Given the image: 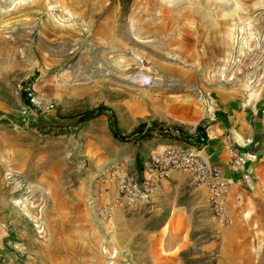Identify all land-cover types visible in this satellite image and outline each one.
<instances>
[{"label":"rangeland","instance_id":"obj_1","mask_svg":"<svg viewBox=\"0 0 264 264\" xmlns=\"http://www.w3.org/2000/svg\"><path fill=\"white\" fill-rule=\"evenodd\" d=\"M263 77L264 0H0V264H264V242L224 250L202 227L162 259L149 231L170 208L155 200L165 139L75 119L103 104L121 133H193L220 88ZM22 85L51 110L27 108Z\"/></svg>","mask_w":264,"mask_h":264},{"label":"crops","instance_id":"obj_2","mask_svg":"<svg viewBox=\"0 0 264 264\" xmlns=\"http://www.w3.org/2000/svg\"><path fill=\"white\" fill-rule=\"evenodd\" d=\"M219 90L212 117L204 126L205 143L195 153L206 165L217 168L227 182L224 224L210 214L205 184L196 182L187 171H169L155 188V200L159 207L170 208L163 222L149 231L158 243L154 249L161 248L166 261L182 249L180 244L190 230L199 227L220 234L224 250L264 242V77L246 89L231 86L229 92ZM162 142L158 146H169L171 141H158ZM232 149L243 157L236 169L230 163ZM243 174L248 175V181ZM213 244L214 240L208 241L206 246Z\"/></svg>","mask_w":264,"mask_h":264},{"label":"built area","instance_id":"obj_3","mask_svg":"<svg viewBox=\"0 0 264 264\" xmlns=\"http://www.w3.org/2000/svg\"><path fill=\"white\" fill-rule=\"evenodd\" d=\"M21 92L25 95L27 100V108L34 111H48L52 108V103H43L42 100L35 94L33 88L29 85H22ZM206 138L202 135H198L197 143L205 142ZM196 146L189 145L188 148H180L178 146L169 145L164 152L157 158L156 163L164 162L165 166L159 172L160 176H165L169 171L174 169H190L194 171L199 182L206 185L208 192V202L212 213L224 219V204L223 193L226 187V180L221 177L217 168L206 165L202 162L198 155L194 152ZM231 165L234 169L241 165L242 155H240L236 149H232L230 152ZM243 179L248 181V175L243 174ZM147 181L143 183L145 186Z\"/></svg>","mask_w":264,"mask_h":264},{"label":"trees","instance_id":"obj_4","mask_svg":"<svg viewBox=\"0 0 264 264\" xmlns=\"http://www.w3.org/2000/svg\"><path fill=\"white\" fill-rule=\"evenodd\" d=\"M21 97L23 104L27 106V100L23 93H21ZM99 115H105L112 138L119 142L150 140L156 136L159 139L187 142V144L196 146V148L201 147L205 143L196 142V140L198 139V135H202L206 138L204 131L205 127L204 125L200 124L196 125L193 133H186L180 127H163L157 121L152 120L149 123L140 122L129 132L121 133L117 129V121L114 113L111 110L107 109L103 104H98L95 107L85 109L76 113L75 119L78 123H83Z\"/></svg>","mask_w":264,"mask_h":264}]
</instances>
